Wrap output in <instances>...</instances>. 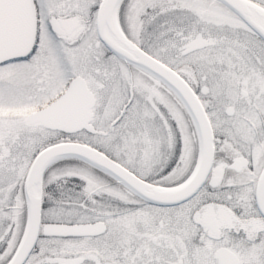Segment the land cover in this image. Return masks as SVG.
Segmentation results:
<instances>
[{"label": "snow or ice", "instance_id": "snow-or-ice-1", "mask_svg": "<svg viewBox=\"0 0 264 264\" xmlns=\"http://www.w3.org/2000/svg\"><path fill=\"white\" fill-rule=\"evenodd\" d=\"M0 264H264V0H0Z\"/></svg>", "mask_w": 264, "mask_h": 264}]
</instances>
